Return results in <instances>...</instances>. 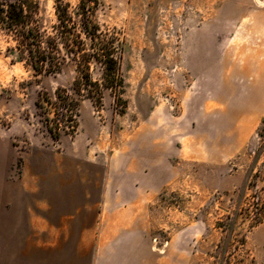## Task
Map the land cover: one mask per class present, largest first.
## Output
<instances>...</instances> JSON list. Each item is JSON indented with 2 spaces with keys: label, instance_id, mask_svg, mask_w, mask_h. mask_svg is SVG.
Here are the masks:
<instances>
[{
  "label": "rangeland",
  "instance_id": "374dc122",
  "mask_svg": "<svg viewBox=\"0 0 264 264\" xmlns=\"http://www.w3.org/2000/svg\"><path fill=\"white\" fill-rule=\"evenodd\" d=\"M55 1L40 0L43 22L55 20ZM65 1L75 6L79 0ZM95 18L124 40L123 86L104 88L101 102L81 99L75 127L61 133L47 129L41 105L59 88L71 93L75 72L36 74L0 32V222L30 226L22 216L26 195L36 191L28 182L33 151L110 149L120 130L158 123L175 149L169 159L176 183L165 184L160 197L177 212V264H256L248 243L251 231L264 225V105L256 109L238 93L246 95L250 81L259 82L257 93L264 89V0H102ZM249 62L247 76L233 75L235 66ZM92 73L99 77V68ZM226 75L233 93L224 91ZM234 103L249 117L229 119ZM15 185L30 189L10 194ZM27 252L30 264H89V247Z\"/></svg>",
  "mask_w": 264,
  "mask_h": 264
},
{
  "label": "crops",
  "instance_id": "0c3cea01",
  "mask_svg": "<svg viewBox=\"0 0 264 264\" xmlns=\"http://www.w3.org/2000/svg\"><path fill=\"white\" fill-rule=\"evenodd\" d=\"M250 68V62L235 66L233 75L247 76ZM222 83L225 92H235L228 75ZM258 86L250 81L244 86L247 94H238L261 109L264 89L257 93ZM249 114L236 103L226 112L231 120ZM171 139L161 134L158 123L150 122L128 134L120 130L110 141L105 136L101 142L106 146L108 141L110 149L80 145L77 151H33L29 159L34 173L28 182L34 184L29 185L34 195H26L29 187L9 189L10 194L27 196L26 207L36 202L30 213L24 206L22 217L30 226L0 222V264H30L27 248L34 246L89 247V264H177V212L160 197L165 184L176 183ZM248 244L256 264H264L263 223L251 231ZM44 257L49 260V255Z\"/></svg>",
  "mask_w": 264,
  "mask_h": 264
},
{
  "label": "trees",
  "instance_id": "16d2710c",
  "mask_svg": "<svg viewBox=\"0 0 264 264\" xmlns=\"http://www.w3.org/2000/svg\"><path fill=\"white\" fill-rule=\"evenodd\" d=\"M102 0L55 1V20L45 23L39 17L40 0H0V32L13 42L8 49L18 52L36 74H56L71 68V93L56 90L44 101L46 127L61 133L75 127L80 100L101 102L104 88L120 91L123 78L120 62L124 40L116 28L103 27L95 18ZM100 70L94 77L92 68ZM121 99V93H116ZM52 114V115H51Z\"/></svg>",
  "mask_w": 264,
  "mask_h": 264
}]
</instances>
